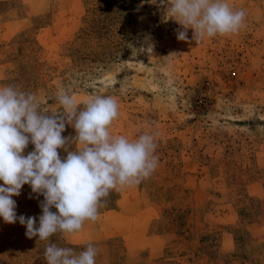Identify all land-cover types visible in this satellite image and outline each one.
I'll list each match as a JSON object with an SVG mask.
<instances>
[{"label":"rangeland","instance_id":"374dc122","mask_svg":"<svg viewBox=\"0 0 264 264\" xmlns=\"http://www.w3.org/2000/svg\"><path fill=\"white\" fill-rule=\"evenodd\" d=\"M228 3L244 26L196 43L192 29L177 40L160 0H0V87L34 93L47 115L62 88L80 107L113 96L110 132L155 134L158 157L75 235L29 239L0 218V264H44L49 243L92 244L96 264H264V0ZM12 198L38 223L42 195L23 185Z\"/></svg>","mask_w":264,"mask_h":264},{"label":"clouds","instance_id":"9594fccd","mask_svg":"<svg viewBox=\"0 0 264 264\" xmlns=\"http://www.w3.org/2000/svg\"><path fill=\"white\" fill-rule=\"evenodd\" d=\"M160 2L184 29L177 30L180 41L188 39L187 29L199 43L236 34L245 23V11L234 10L228 0ZM56 98L62 111L47 115L34 93L0 87V218L8 224L19 222L27 238L40 241L57 233L62 237L79 233L86 221L98 219L112 191L139 185L158 167L155 134L144 132L129 139L110 132L119 115L115 97L90 95L80 107L71 90L62 88ZM66 124H71L74 136H62ZM29 144L34 148L25 155ZM58 149L67 153L65 158ZM23 185L43 196L38 223L36 217L16 214L12 197L20 195ZM44 255L47 264H96L98 251L88 244L76 254L49 243Z\"/></svg>","mask_w":264,"mask_h":264},{"label":"trees","instance_id":"16d2710c","mask_svg":"<svg viewBox=\"0 0 264 264\" xmlns=\"http://www.w3.org/2000/svg\"><path fill=\"white\" fill-rule=\"evenodd\" d=\"M59 246H60V247L71 248V249H73V251L76 249V246H73V245H65V244H61V245H59ZM43 249H45V248H43ZM40 254H41V255H40V259H45L44 252H42V253H40ZM42 263L47 264L46 261H42Z\"/></svg>","mask_w":264,"mask_h":264}]
</instances>
